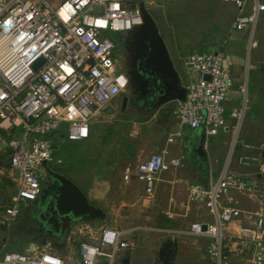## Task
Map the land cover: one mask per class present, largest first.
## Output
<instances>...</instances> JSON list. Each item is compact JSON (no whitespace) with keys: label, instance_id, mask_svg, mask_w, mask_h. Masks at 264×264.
<instances>
[{"label":"built area","instance_id":"2783aa9c","mask_svg":"<svg viewBox=\"0 0 264 264\" xmlns=\"http://www.w3.org/2000/svg\"><path fill=\"white\" fill-rule=\"evenodd\" d=\"M219 1L240 8L227 38L236 41L245 36L250 52L257 46L255 28L264 1ZM142 3L0 0V152L8 150L10 166L21 176L16 194L0 212V232L15 224L22 204L38 198L42 173L57 159L62 140L89 138L93 119L127 91L129 80L118 66L110 33L126 34L140 26ZM182 61L191 79L185 99H176L178 122L201 130L205 140L222 130L231 135V144L217 177L210 170L206 182L196 175L188 180L187 207L204 208L206 218L185 220L179 229L160 230L207 239L206 251L214 264H264V142L240 140L247 83H236L232 61L222 51L194 50L184 54ZM235 89L241 93V106L229 105V94ZM62 127L66 134L57 145L52 137H42ZM173 140L170 136L168 143ZM182 167L183 157L164 145L134 166L124 170L114 166L113 172L121 173L125 181L137 178L153 194L160 173ZM241 196L248 202L243 204ZM77 228L85 235L78 264H114L117 252L136 246L124 230L113 226L84 222ZM0 264L72 263L47 243L25 251L1 246Z\"/></svg>","mask_w":264,"mask_h":264},{"label":"rangeland","instance_id":"374dc122","mask_svg":"<svg viewBox=\"0 0 264 264\" xmlns=\"http://www.w3.org/2000/svg\"><path fill=\"white\" fill-rule=\"evenodd\" d=\"M143 2L148 13L157 21L159 32L164 38L183 86L188 83L190 73L187 72L178 57L189 51H222L225 55L232 53L236 57L244 58L241 73L243 81L247 83L245 95L248 101L240 140L264 142V12L261 13L255 28L257 46L252 47L248 52L247 39L242 37L226 44L234 17L240 12V8L232 2L155 0L149 5L145 0ZM244 11L249 12L250 7H246ZM121 35L110 33L115 42H118ZM249 81L250 89L248 88ZM229 96H232V92ZM239 98L237 106H241V93ZM168 102L171 106L166 105ZM168 102L139 115L136 112L121 114L116 106L114 112L103 116L99 115L93 119L91 125L94 135L90 138L92 140H87L83 146H79L78 151H73L74 156L71 159L65 158L67 148L70 146L69 144H77L79 141L66 140L65 143L57 146L55 152L57 159L53 163H48L50 169H58L77 184L89 200L93 195L90 192L91 187H94L95 183L99 181L97 178L109 180V188L106 184L96 188L97 203L106 212V217L103 220H91V224L109 225L124 230L126 237L136 242L133 250L117 252L114 264H122V259L128 260L129 264H161L158 260V251L161 243L167 238H177L178 240L174 264H214L212 258L205 253L207 245L205 239L200 240L198 236L190 233L173 231L168 234L160 230L161 228L179 229L184 225L185 220H193L206 215L204 214L205 209L187 207L186 183L193 174L195 175L187 167L190 166V161L193 158L189 154L193 152V144H190V141L182 149L186 168L160 173L153 194H149L144 189V183L137 178H134L131 183H124L121 176L113 172L112 168L107 167L105 162L97 161L96 163L103 147L102 136L105 130L117 122H122V119L125 120L122 122L125 124L123 134L127 138L125 142L119 140L122 141L120 147L116 144L119 153L122 154L126 151L127 145L137 143L143 148L141 158L145 159L152 151L161 147V142L167 135V130L161 123L163 112L176 106L175 101L169 100ZM135 124L139 125L136 130L140 134L138 133L137 137H131L129 134L132 133ZM230 136L229 133L219 130L218 134L204 142L208 165L212 167L211 170L215 177L218 176L228 156L231 144ZM42 137H51V135ZM85 152L88 154L86 159L79 155ZM7 156L8 154L1 156V165L9 164ZM94 159L95 161H92ZM136 164L135 161L131 162L132 166ZM235 165L233 158L231 166ZM44 172L48 173L47 168L44 169ZM167 179L170 181L176 179V182L167 183ZM247 181L252 183V180L248 179ZM17 187L16 181L11 176L0 172V212L11 202L17 192ZM240 199L243 204L248 202L244 196H241ZM31 210L32 202L21 205L15 224L6 233L7 242L4 249L24 251L27 243L35 240L31 234L27 233L29 223L23 220V217ZM76 232L75 241H72L71 244L75 245L74 247L77 249L79 246L78 228ZM50 239L55 251L59 249L64 253H72L70 244H66L63 239ZM195 239H198L197 243L194 242ZM199 242L201 243L199 244ZM197 245H201V249L197 248Z\"/></svg>","mask_w":264,"mask_h":264},{"label":"flooded vegetation","instance_id":"af4514ba","mask_svg":"<svg viewBox=\"0 0 264 264\" xmlns=\"http://www.w3.org/2000/svg\"><path fill=\"white\" fill-rule=\"evenodd\" d=\"M142 24L121 35L118 42H116L118 66L129 80L127 91L120 94L111 104L115 109L117 106L121 114H131L133 112L138 115L145 114L146 111L156 107L160 97L172 95L177 91L174 86V77L165 73L160 65H155L150 57L148 59L153 31L148 25L142 26ZM199 142L200 140L193 142L192 148L194 155L200 156L196 150ZM49 170L64 174L59 170L50 168ZM41 178L40 194L32 202V210L23 217L24 222L29 223L27 233L34 236L47 234L52 239H60L64 235L62 233V223L55 217L46 216L47 204L41 201L46 187L52 182V178L49 176V172L42 173ZM89 201L98 206L94 200L90 199ZM41 213L44 220L39 217ZM158 260L162 262L159 255Z\"/></svg>","mask_w":264,"mask_h":264},{"label":"water","instance_id":"95a60500","mask_svg":"<svg viewBox=\"0 0 264 264\" xmlns=\"http://www.w3.org/2000/svg\"><path fill=\"white\" fill-rule=\"evenodd\" d=\"M143 14V25H148L153 31V37L150 41V48L148 53V59L151 58L155 65H160L165 73L174 77L177 91L172 95L162 96L158 99L156 107L160 106L169 100L185 99L186 86L181 83V78L174 67V62L165 44L164 38L159 32V27L156 20L151 14L148 13L144 4L141 5ZM141 26V25H140ZM136 28V27H135ZM42 62V59L36 63L38 66ZM206 77H208L206 75ZM115 111L112 105H108L104 108V114H110ZM200 135V142L197 147V152L200 156L207 157V152L204 146L205 135L201 130L197 131ZM49 176L52 178V182L46 187L45 193L41 198L43 203L46 202L47 211L46 216L55 217L60 223H62V233H65L71 227H78L80 224L90 220H103L106 217V212L102 207L95 206L90 203L87 195L79 188L77 184L71 181L66 175L49 170ZM34 202V201H32ZM39 217L44 220L43 214H39ZM205 228V225L203 226ZM50 237L46 234L35 236V241L30 244L29 250L33 249V245H46L49 242ZM178 246L177 239L167 238L161 243L158 255L163 264H173L172 260L176 255Z\"/></svg>","mask_w":264,"mask_h":264},{"label":"crops","instance_id":"0c3cea01","mask_svg":"<svg viewBox=\"0 0 264 264\" xmlns=\"http://www.w3.org/2000/svg\"><path fill=\"white\" fill-rule=\"evenodd\" d=\"M144 1V0H143ZM155 0H145V2H147L148 3V5L149 4H151V3H153ZM219 1V0H218ZM143 4H144V6H145V3L143 2ZM235 18V17H234ZM156 23H157V21H156ZM243 33H241V35H242ZM242 38H244V39H246L245 38V36H241ZM229 42H233V41H227V43L226 44H228ZM189 52H191V51H189ZM189 52H187V53H189ZM183 56V55H182ZM182 56L181 57H178L179 58V60L181 61V63L183 64V61H182ZM226 56L232 61V68H233V73H234V76H235V79H236V83L238 84V83H241L242 82V65H243V59L244 58H240V57H236V56H234L232 53H227L226 54ZM187 70V69H186ZM188 72V71H187ZM189 74V73H188ZM188 79L190 80L191 78H190V76L188 77ZM236 89H237V87H236ZM234 90L233 92H232V96H230V98H231V100H230V102H229V105L230 106H233V105H237V103H239L238 101H239V96H240V92L238 91V90ZM239 93V95H237ZM172 101H175V103H176V99H174V100H172ZM170 102H168V103H166V105H170L171 106V104H169ZM165 104V103H164ZM163 105V104H162ZM164 114H163V120L161 121V123H162V125H163V128H165L166 130H167V135H166V137H165V139H164V141L163 142H161V147H163L164 145H169L171 148H172V151H173V153L176 155V156H182L183 157V160H184V167L186 168V162H185V159H184V154H183V152H182V149H183V147L184 146H186L187 145V142L188 141H190V144H193V142L195 143V142H197V141H199L198 140V137H196V132L197 131H199V130H193V129H190V128H188V127H185V126H181L180 125V123L178 122V119H177V117H176V115H175V107H173L172 109H168L166 112H163ZM103 115H106V114H103ZM103 115H101V116H103ZM153 116V115H152ZM122 122H124L125 120L124 119H122L121 120ZM129 121V120H128ZM121 122V123H122ZM130 122V121H129ZM120 123V122H119ZM135 127L133 128V131H132V133H130L129 135L131 136V137H133V136H136L137 137V134L139 133L140 134V132H138L137 130H136V128L138 129L139 128V125L137 124H135L134 125ZM92 131V130H91ZM178 132L180 133V134H178ZM170 136H173V138H174V140H173V142H169L168 143V138L170 137ZM61 140H62V138H61ZM61 140L59 141V143L61 142ZM85 140V139H84ZM62 141H65L66 142V139H64V140H62ZM68 141H70V140H68ZM65 142H63V143H65ZM62 143V144H63ZM61 144V145H62ZM70 145V144H69ZM134 146H135V150H134V154L132 155V154H128V156L127 155H125L126 154V151H124L122 154L120 153V161H118L117 163H115L113 166H112V170H113V167L114 166H120L121 168H122V170H124L125 168H128L129 166H132L131 165V162H134L135 161V164H136V162L138 163L139 161H141V160H144V158H141L142 157V151H143V148L142 147H140L137 143L136 144H133ZM161 147H159L158 149H160ZM192 147H193V145H192ZM69 148V147H68ZM158 149H156V150H158ZM156 150H154V151H156ZM154 151H152V152H154ZM151 152V153H152ZM150 153V154H151ZM5 154H8V150L7 151H4V152H0V158H1V156H3V155H5ZM149 154V155H150ZM190 154V156H193V157H195V155H194V153L193 152H191V153H189ZM148 155V156H149ZM147 156V157H148ZM199 156V155H198ZM146 157V158H147ZM199 157H201V158H203V159H205V160H207L208 161V155H207V157L205 158V156L203 157V156H199ZM3 158V157H2ZM7 158H8V161H9V155L7 156ZM193 160H191L190 161V166H187V167H189L188 169L189 170H191L192 172H194L195 173V175L197 176V178H199V177H201L200 176V173L198 172V170H197V166H195L194 165V158H192ZM122 160V161H121ZM128 163V164H127ZM216 164H218V163H216ZM184 167H182V168H184ZM45 168H47V170H49V166H48V164L45 166ZM182 168H176V169H171V170H179V169H182ZM210 168V169H209ZM211 166L210 167H208V170H207V175H206V177H204V178H202L201 177V179L199 178V180H201V181H203V182H206L207 181V177H208V174H209V171L211 170ZM55 170H58V169H55ZM0 172L1 173H3L4 175H7V176H11L12 177V179L14 180V181H16V183H17V185H19V183H20V178H21V176H20V173H19V171L18 170H16V169H13V168H11V166H10V162H9V164L8 165H6V166H3V165H1V163H0ZM117 174H119L120 176H121V179H122V174L121 173H117ZM194 175V174H193ZM98 177V176H97ZM96 177V178H97ZM97 179H99V181H97V183H95V185H94V187H91V189H90V192H91V195H92V197H91V199L92 200H94L96 203H97V200H98V197H97V192H96V188H97V186H99V187H102L104 184H106V186H107V188H109L108 186H109V180L108 179H103V178H101V177H99V178H97ZM134 179V177L133 178H131V180H129V181H125V180H123L122 179V182H124V183H131L132 182V180ZM167 183H169V182H176V179H174V180H172V181H170L169 179H167ZM188 183V182H187ZM187 183H186V189H187V195H186V198H187V196H188V185H187ZM18 188V187H17ZM101 189V188H100ZM144 189H145V185H144ZM27 205V204H26ZM97 205H98V203H97ZM99 206V205H98ZM99 207H101V206H99ZM200 209H204V208H200ZM204 214H206V210H205V213ZM205 217H200V218H197V219H193V220H204L205 218H206V216H207V214L206 215H204ZM86 222H90V223H92L91 222V220L90 221H86ZM76 229H77V227H71L70 229H68L65 233H64V235L60 238L61 240L63 239L64 241H65V243L66 244H70V249H71V251H72V253H64V252H61V250H59L58 249V251L56 250V252L58 253V254H60L67 262H70V263H72V264H78V252H79V246H78V248L76 249L74 246H72V244H71V242L72 241H75V239H74V237H75V234L77 233L76 232ZM9 231V229H6V230H4V231H2V232H0V239H1V244H0V247L1 246H5V244H6V242H7V239H6V233ZM128 233H131V232H128ZM33 238H35V236L34 235H31ZM85 238V235L83 234V233H79L78 232V241H79V245H80V241L82 240V239H84ZM200 238V240L201 239H205V238H201V237H199ZM171 239H173V238H171ZM174 239H177V238H174ZM51 240V239H50ZM50 240H49V242H48V244H50L51 245V242H50ZM206 240V242L208 243V241H207V239H205ZM35 241V240H34ZM34 241H32V242H34ZM197 241H198V239H195L194 240V242L195 243H197ZM32 242H28L27 243V245L25 246V250H29V248H30V244L32 243ZM74 243V242H73ZM201 242H199V244H200ZM36 245V244H35ZM39 245H41V244H39ZM196 245V244H195ZM74 249H73V248ZM197 248H199V249H201V245L200 246H196ZM206 248H207V245L205 246V253L207 254V251H206ZM24 250V251H25ZM125 252H129V251H126V250H124ZM131 253V252H130ZM177 253V252H176ZM174 259H175V257L173 258V260H172V263L174 264L175 263V261H174ZM161 262V261H160ZM121 263L122 264H129V261L128 260H121ZM161 264H163V262H161Z\"/></svg>","mask_w":264,"mask_h":264},{"label":"trees","instance_id":"16d2710c","mask_svg":"<svg viewBox=\"0 0 264 264\" xmlns=\"http://www.w3.org/2000/svg\"><path fill=\"white\" fill-rule=\"evenodd\" d=\"M204 50V49H203ZM250 78V77H249ZM248 88L250 89V81L248 83ZM125 124L124 123H119L117 122L115 125H112L110 127H108L103 136H102V145L103 147L101 148V152L99 153V157L96 160L97 161H102L105 162L107 167L112 168V166L117 163L118 161H120V153L118 151V147H120V145L122 144L121 142H125L126 141V136H124L123 134V127ZM65 129L64 127L60 128L58 131H56L54 134L51 135V137L53 138V140L55 141L56 145L59 143V141L61 140L62 137L65 136ZM92 135H94L93 131H91V135L89 136V138L85 139V140H80L77 144H70L69 148H67V152L65 154V158L67 159H71L74 154L73 151H78L79 146H83L87 140H92L90 139L92 137ZM196 137H198V140L201 138L200 135L197 134L196 132ZM119 140H122L121 142ZM119 141V143H118ZM118 144V147L117 145ZM127 150H126V154L128 156V154H134V150H135V146L133 144L131 145H127ZM82 158L86 159L88 158V154L85 153H80L79 154ZM194 158V165L197 166V170L200 173V176L202 178L206 177L207 175V170H208V161L199 157L198 155H195ZM193 160V159H192ZM92 161H95L92 160ZM201 177H199L201 179ZM198 178V179H199Z\"/></svg>","mask_w":264,"mask_h":264}]
</instances>
